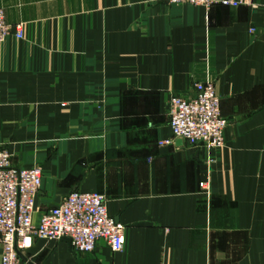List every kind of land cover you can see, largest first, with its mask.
I'll use <instances>...</instances> for the list:
<instances>
[{"label": "crops", "instance_id": "0c3cea01", "mask_svg": "<svg viewBox=\"0 0 264 264\" xmlns=\"http://www.w3.org/2000/svg\"><path fill=\"white\" fill-rule=\"evenodd\" d=\"M0 148L41 166L37 206L105 195L126 246L35 239L33 264H264V0H0ZM212 82L229 121L208 153L173 137L169 99ZM207 181V189L201 182ZM39 218V214L36 215ZM3 248L0 244V264Z\"/></svg>", "mask_w": 264, "mask_h": 264}, {"label": "built area", "instance_id": "2783aa9c", "mask_svg": "<svg viewBox=\"0 0 264 264\" xmlns=\"http://www.w3.org/2000/svg\"><path fill=\"white\" fill-rule=\"evenodd\" d=\"M168 4H192L210 8L222 2L238 6L252 0H151ZM10 36L24 39L25 24L6 21L0 8V43ZM170 127L173 137L160 141L169 145L175 139L199 146L208 153L226 143L225 131L229 121L221 111V97L214 83L196 82L193 94L178 93L169 99ZM43 182L40 166L17 167L12 154L0 148V244L2 264H28L21 258L35 239L60 241L70 238L78 252H93L100 240H105L113 252L126 246V226L110 213L104 194L97 191H72L64 200L47 210L37 206ZM207 181L201 187L207 189ZM39 214V218L36 215Z\"/></svg>", "mask_w": 264, "mask_h": 264}, {"label": "water", "instance_id": "95a60500", "mask_svg": "<svg viewBox=\"0 0 264 264\" xmlns=\"http://www.w3.org/2000/svg\"><path fill=\"white\" fill-rule=\"evenodd\" d=\"M63 240H64V241H67L68 243L71 244V239H70V238H63ZM20 255H21V258H22L24 261L28 262V264H33L31 261H29V260L26 258L25 255H23V254H20Z\"/></svg>", "mask_w": 264, "mask_h": 264}, {"label": "rangeland", "instance_id": "374dc122", "mask_svg": "<svg viewBox=\"0 0 264 264\" xmlns=\"http://www.w3.org/2000/svg\"><path fill=\"white\" fill-rule=\"evenodd\" d=\"M2 148H6V147H2ZM6 149H8V148H6ZM9 150V149H8ZM10 151V150H9ZM11 152V151H10ZM12 154V153H11ZM22 167H24V166H22ZM26 167V166H25ZM41 167V166H40ZM42 168V167H41Z\"/></svg>", "mask_w": 264, "mask_h": 264}]
</instances>
